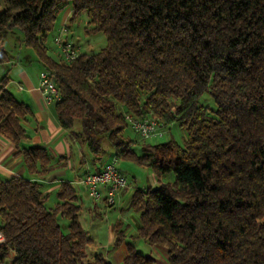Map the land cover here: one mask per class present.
I'll return each mask as SVG.
<instances>
[{"label":"trees","instance_id":"1","mask_svg":"<svg viewBox=\"0 0 264 264\" xmlns=\"http://www.w3.org/2000/svg\"><path fill=\"white\" fill-rule=\"evenodd\" d=\"M0 64L10 62L4 40L22 34L57 85L56 114L63 130L100 159L109 140L117 161L152 169L173 184L137 189L130 208L140 215L138 237L168 249V264H264V0H3ZM86 14L90 33L107 46L95 55L57 61L46 45L61 11ZM0 81V133L23 156L31 174L46 176L52 158L25 147L28 106ZM209 94L216 106L200 104ZM119 107L122 110H119ZM137 120L154 118L187 132L175 141L144 142L141 154L124 140ZM76 122L82 132H73ZM48 209L42 185L20 177L0 179V264H112L89 260L92 238L80 222L78 194L69 183ZM112 207V206H111ZM60 219L68 221L67 232ZM125 241L116 227L114 247ZM127 246L124 264H154Z\"/></svg>","mask_w":264,"mask_h":264},{"label":"rangeland","instance_id":"2","mask_svg":"<svg viewBox=\"0 0 264 264\" xmlns=\"http://www.w3.org/2000/svg\"><path fill=\"white\" fill-rule=\"evenodd\" d=\"M67 14L69 16V19L72 18L71 4L66 6L59 14L56 22V27L52 32L49 33L46 42L50 56L57 61H61L62 58L54 44V39L61 34V29L64 25V18ZM69 19L67 20L68 33L64 35V38L69 39L75 45H77L80 48L81 54L92 56L99 53L107 46V38L103 33H90L93 27L89 26V19L85 13L80 15L73 21H70ZM16 36H18L21 40L23 38L22 34L18 31H12L7 35L6 45L11 50L17 49L16 54H19L20 43L18 44ZM21 46H23V50H26L27 55L29 54V57H31L30 65L32 67H39L38 73L40 75V71H42L43 67L39 63L35 52L31 48L26 47L22 43V41ZM200 104L206 107L210 112H215L217 110V106L213 98L209 94H204L201 97ZM119 110L121 111L122 108L119 107ZM73 132L75 134H80L82 132L80 122L75 123ZM123 138L124 140L132 143V149L136 153L141 154L144 142L149 145H160L173 140L180 146H184V144L188 140V135L187 132L179 125L173 124L166 126L165 134L162 138L144 141L131 129V127L126 128L123 133ZM74 139L77 140V138ZM85 150L86 152H88V154L91 155L87 145L85 147ZM115 154V148L112 146L109 140L105 138L102 143V154L100 156V162H105ZM73 165L76 166V163ZM116 165L118 169L126 174L131 196L137 189H148L151 187L152 189H155L161 184H173L175 182V177L173 174H167L162 176L161 178H158L152 169L140 166L132 161L119 159ZM86 170L87 167L82 170L83 172L80 171L78 176H81ZM67 175L70 177L68 180L74 183V187L78 194V205L81 207V225L92 238V243L94 245L99 246L101 251L113 250L115 243L113 240V236L111 235V230L114 226L121 223L124 226L123 229L125 231V237L127 240L126 242H132L136 246L137 252L142 254L144 257L152 256L154 260H157L158 264H168V249L165 246L160 245L151 247L145 240L137 238V231L140 223V215L137 212H135L130 207L128 209L123 208L124 206L122 205L124 204H121L118 201L114 207H108V205H105L106 203L104 202L94 201L89 197L85 187L76 183V181H79V178L76 177V173L69 171ZM58 203L59 199L57 193H49L46 204L47 208L50 210L54 209ZM60 224L62 230L64 232H67L68 221L66 219H60ZM115 260H117L116 257ZM4 264H11L10 258H7Z\"/></svg>","mask_w":264,"mask_h":264},{"label":"crops","instance_id":"3","mask_svg":"<svg viewBox=\"0 0 264 264\" xmlns=\"http://www.w3.org/2000/svg\"><path fill=\"white\" fill-rule=\"evenodd\" d=\"M3 11L4 2L3 0H0V15ZM68 14L64 18V25H67V20L69 19ZM16 40L18 41V44L20 43L19 54H16L17 49L11 50L7 47L6 39L4 40V47L10 53L11 58L9 63L0 64V81L5 76H8L9 83L7 85V89L17 100L26 104L30 110L29 115H27L26 119L23 121V126L28 136V139L24 142V146L43 148L47 150L52 158V170L46 176L31 174L25 166L23 156L18 152L11 141L0 133V179L4 180L11 177H20L38 182L42 185L43 192L47 195L53 192L58 194V191L64 183L71 184L75 189L74 183L68 180L70 178L67 175L69 171L77 174L76 177L79 178V181H76V183L79 184L87 173H96L101 171L105 164L111 162L116 155H112L105 162L101 163L100 159H96L86 152L85 143L76 141V139L71 136L69 131L62 129L56 114V103L48 105L39 90V67H32L30 65L31 57H29V54L27 55L26 50H23V46H21V39L16 36ZM43 71L44 69L42 68L40 74ZM75 163L76 166L73 165ZM86 167L87 170L84 171L81 176H78L79 172L84 170ZM118 170L126 176L123 171L120 169ZM131 199L132 196L129 192L128 183L127 188L118 195L116 203L118 201L121 204H124L122 205L124 206L123 208L128 209ZM119 225H122V230L124 231V226L121 223L112 228L111 235L113 236L114 243L116 227ZM137 238L140 239L138 237V231ZM126 241L125 237V241L122 245L117 248L114 247L113 250L109 251H101L99 246L92 243L87 248L89 260H91L95 255L103 254L112 264H124L127 254V246L133 244L132 242ZM134 247L136 249L135 245ZM115 257L117 260H115ZM150 257L153 258L152 256ZM7 258H10V262L12 264L15 254L10 252ZM5 261L1 264H4ZM154 264H158L157 260H155Z\"/></svg>","mask_w":264,"mask_h":264},{"label":"built area","instance_id":"4","mask_svg":"<svg viewBox=\"0 0 264 264\" xmlns=\"http://www.w3.org/2000/svg\"><path fill=\"white\" fill-rule=\"evenodd\" d=\"M68 33L67 25H63L61 34L54 39V44L63 61L72 62L80 56V48L72 41L64 38ZM48 105L60 101V93L52 75L43 71L40 74V87ZM126 120L131 129L144 141L162 138L165 127L154 118L137 120L132 115H126ZM117 158L105 164L104 168L96 173H87L79 183L87 190L91 199L96 202H104L108 206H114L118 195L127 188L128 180L117 169ZM6 245V239L0 230V246Z\"/></svg>","mask_w":264,"mask_h":264}]
</instances>
